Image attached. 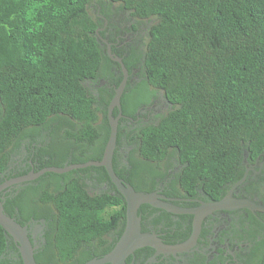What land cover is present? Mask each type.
Listing matches in <instances>:
<instances>
[{"label": "trees", "instance_id": "obj_1", "mask_svg": "<svg viewBox=\"0 0 264 264\" xmlns=\"http://www.w3.org/2000/svg\"><path fill=\"white\" fill-rule=\"evenodd\" d=\"M111 4L155 21L145 75L174 105L158 125L138 129L130 165L113 161L115 173L137 192H153L175 157L184 166L171 184L175 191L201 189L219 200L242 177L244 152H264V0H0V172L22 138L54 124L53 142L42 151L52 161L42 168L63 167L72 150L74 163L102 159L115 90L101 108L85 82L110 76L115 65L98 38L99 14L107 16ZM112 77L116 89L123 74ZM144 102L145 95L125 93L123 113L134 117ZM88 143L99 145L96 157L82 155ZM93 169L114 195L90 196L83 182L48 173L65 184L39 191V203L28 193L7 200L4 213L22 226L47 223L37 264H86L112 250L118 238L110 235H122L126 202L105 168ZM0 264H23L1 226Z\"/></svg>", "mask_w": 264, "mask_h": 264}, {"label": "flooded vegetation", "instance_id": "obj_2", "mask_svg": "<svg viewBox=\"0 0 264 264\" xmlns=\"http://www.w3.org/2000/svg\"><path fill=\"white\" fill-rule=\"evenodd\" d=\"M99 18L103 21L102 26L98 29L100 47L105 50L107 55L110 50L114 57L123 61L124 65L125 61L130 65L129 68L125 65L129 77L124 94L128 93V95L137 97L145 95L147 101L141 104L134 117L125 115L122 109L113 161L119 165V168H124L130 165V157L138 148V129L158 125L162 118L174 109V105L166 99L162 90L148 83L145 75L148 37H150L154 20L137 19L131 11L123 10L117 4H111L108 15L99 14ZM114 64L108 67L107 74L110 76L90 81L97 84L95 92L88 89L97 97L98 106L101 108H104L102 105L107 94L115 90L116 86L112 75L118 77L123 74L120 65L117 62ZM142 85L143 89L139 90ZM113 115L118 117V109L114 110ZM55 127L54 124L50 130H35L33 134L22 138L19 146L11 151L7 167L0 172V208L3 211L9 199L28 193L32 204L39 203L41 201L39 191L46 188L55 189V184H65V179L56 182L57 180L46 178L48 173L35 179L14 183L19 178H30L42 169L49 167L42 168L46 162L52 161V155L42 151L52 144L51 134ZM59 138L63 145L69 142L67 138L65 141L63 135ZM132 139L135 140L131 142ZM81 150L84 156L91 154L94 156L98 154L100 147L97 143H88L82 145ZM73 157L72 150L63 166L86 163H74L72 162ZM183 167L175 157H172L167 175L164 179L158 178L157 188L149 193L158 194L164 202L180 209L199 208L205 203L216 202L225 197L250 200L257 206L264 207V185H261V181L264 179V152L257 157H251L249 154L243 157L242 177L228 186L219 200H211L201 189H198L195 195L184 190L175 191L171 184L180 175ZM93 168L104 167L91 166L59 175H69L68 181L83 182L90 196L105 193L114 195L112 186L104 180L102 171ZM243 179L244 181L240 183ZM142 206L138 210L141 218V231L155 236L161 246L183 247L185 250L175 253H157V250L152 247H143L131 254L127 258L126 264H264V212L261 210L248 208L221 210L204 216L199 223L195 244L188 247L194 230V215L171 213L151 205H148L149 207L145 211H140ZM24 227L28 228L29 237L35 247V252L38 253L45 244L46 221L30 220ZM114 236L119 240L122 235L120 237L110 235V237ZM15 245L17 246L16 243ZM16 255V252L12 250L7 251L9 257L17 259Z\"/></svg>", "mask_w": 264, "mask_h": 264}, {"label": "water", "instance_id": "obj_3", "mask_svg": "<svg viewBox=\"0 0 264 264\" xmlns=\"http://www.w3.org/2000/svg\"><path fill=\"white\" fill-rule=\"evenodd\" d=\"M108 56L112 61L117 62L120 65L123 72V80L120 86L115 89V95L108 107L110 136L106 144L102 160L100 162L89 161L65 167L49 166L30 178H19L14 181V183H17L31 180L46 173L64 174L73 170L84 169L91 166L104 167L106 169L111 181L126 202V225L122 236L108 254L102 258L94 259L86 264H126L127 258L136 250L143 247H152L157 250V253H175L185 250L183 247L169 248L161 246L155 236L141 231V218L138 210L142 205H151L176 214L194 215V230L190 243L187 245L188 247L190 245H194L196 242L201 219L212 212L242 208L257 209L264 212L263 206H257L250 200L235 199L231 197H225L224 199L216 202L205 203L199 208L180 209L167 204L156 193L137 192L130 184L124 182L118 177L113 168V160L117 146L119 118L122 115V97L127 86L129 73L123 61L118 57H114L110 50H108ZM115 109H118L119 111L118 117L113 115ZM247 154L248 152L245 151L243 157H246ZM243 181L244 179L240 183ZM0 226L4 229L6 236L13 239L18 245L23 264H37L35 260L36 250L29 237L28 228L20 225L15 219L7 216L2 208H0Z\"/></svg>", "mask_w": 264, "mask_h": 264}, {"label": "rangeland", "instance_id": "obj_4", "mask_svg": "<svg viewBox=\"0 0 264 264\" xmlns=\"http://www.w3.org/2000/svg\"><path fill=\"white\" fill-rule=\"evenodd\" d=\"M91 13L94 14V8L91 6V9H90ZM155 23V21H153L152 25ZM148 40H149V37H148ZM85 85L87 86V88H90L93 92H95V89H96V85L94 82H90V81H87L85 82Z\"/></svg>", "mask_w": 264, "mask_h": 264}]
</instances>
